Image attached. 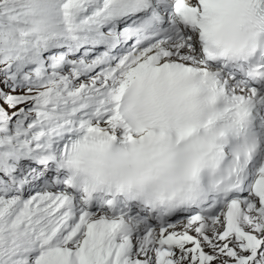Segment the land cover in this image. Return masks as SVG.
<instances>
[{"label":"snow or ice","instance_id":"obj_1","mask_svg":"<svg viewBox=\"0 0 264 264\" xmlns=\"http://www.w3.org/2000/svg\"><path fill=\"white\" fill-rule=\"evenodd\" d=\"M0 264H264V0H0Z\"/></svg>","mask_w":264,"mask_h":264}]
</instances>
